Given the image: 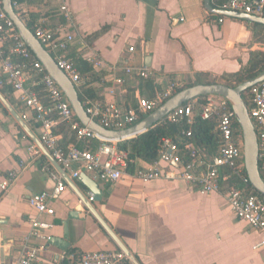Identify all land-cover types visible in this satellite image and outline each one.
<instances>
[{"label": "crops", "instance_id": "0c3cea01", "mask_svg": "<svg viewBox=\"0 0 264 264\" xmlns=\"http://www.w3.org/2000/svg\"><path fill=\"white\" fill-rule=\"evenodd\" d=\"M63 3L76 36L65 55L74 64L85 61L94 74L93 79L80 73L86 83L76 89L78 94L88 89L95 95L83 93L82 104L104 103L106 92L113 91L119 109L134 108L139 97L152 99L197 80L226 83L253 53L264 56L263 25L210 13L205 0H27L28 17L36 19L32 27L64 23ZM221 4L209 0L213 9L220 10ZM128 67L145 68L150 79H129ZM39 95L47 105L45 95ZM22 111L11 89L0 88V184L9 173L17 177L6 192L0 190V264H14L24 246L43 247L33 264L95 251H120L126 257L122 264H264V249L253 248L263 235L233 215L224 197L231 188L226 180L208 194L182 179L143 181L129 175L115 183L93 180L101 200L91 201L88 188L48 157L39 142V125L22 120ZM32 145L41 152L35 161L28 153ZM135 162L130 173L149 166ZM53 174L61 176L65 191L49 201L53 217L39 215L27 199L50 194ZM31 218L53 223L44 234L67 246L61 249L33 236Z\"/></svg>", "mask_w": 264, "mask_h": 264}, {"label": "built area", "instance_id": "2783aa9c", "mask_svg": "<svg viewBox=\"0 0 264 264\" xmlns=\"http://www.w3.org/2000/svg\"><path fill=\"white\" fill-rule=\"evenodd\" d=\"M25 1L13 0L12 2L14 10H17L16 14L24 24L30 20L24 6ZM220 10L264 18V0H222ZM59 12L64 18V23L54 27L35 25L33 35L75 89H79L85 85V78L65 55L76 37L71 32V17L66 3L60 5ZM128 51L132 52L133 47H129ZM97 62L94 61L96 67L100 65V62ZM124 72L131 80L150 79L149 72L145 68L128 67ZM5 86H8L16 95L17 102L23 108L20 118L30 119L39 125L40 144L55 163L70 174L73 180H78L81 174L87 175L91 180L106 183H115L129 175L143 181L182 179L198 186L201 193L208 194L219 190L221 182L227 178L223 171L229 170L250 189L246 177H242V170H244L242 138L234 129V116L228 102L218 96L191 100L170 112L160 121L163 124H175L185 119L190 123L194 115H198L202 120H214L220 140L215 156H208L189 143L186 149L189 152L190 161L183 163L176 145L170 139L164 138L161 141V152L157 159L149 163L147 168L136 167L135 172L130 173L129 167L136 165V162L128 157L127 152L120 150L118 144L121 141L102 140L79 124L66 97L22 41L14 24L5 14L2 0H0V88ZM177 90L171 89L165 93H156L152 99L139 97L136 107L126 110L119 109L114 101L113 91H107V99L104 103L86 100L83 102V107L87 115L102 127L121 130L137 123L139 117L152 113ZM40 92L45 95L47 105L42 102ZM246 99L249 104L248 115L257 138L260 172L264 173V81L251 87L247 91ZM60 124L66 125L74 133L77 142L97 140L96 149L89 151L76 146H71L67 150L60 148L59 136L55 132ZM28 153L33 161L41 156V152L34 145L29 147ZM7 178L0 184L2 192H6L17 179L15 173H9ZM52 178L55 185L50 194L37 193L27 199L28 206L39 215L53 217L54 210L49 206V201L58 199L65 191L61 176L53 174ZM224 197L229 209L238 220L262 233L263 239L253 247L254 250L264 249V201L255 194H246V189L238 188H230ZM89 199L92 201V194ZM29 223L31 234L49 243L50 237L44 232L51 229L53 223L39 218H31ZM42 249L43 247L24 246L14 264L35 263ZM125 259V255L120 251H95L77 255L73 253L55 255L49 264L64 262L68 264H122Z\"/></svg>", "mask_w": 264, "mask_h": 264}, {"label": "water", "instance_id": "95a60500", "mask_svg": "<svg viewBox=\"0 0 264 264\" xmlns=\"http://www.w3.org/2000/svg\"><path fill=\"white\" fill-rule=\"evenodd\" d=\"M12 2L13 0H2V6L5 14L14 24L16 31L20 35L22 41L25 43L31 54L42 65L45 72L49 75V77L54 81V83L59 87L63 95L66 97L76 120L81 126L87 128L102 140L124 141L127 139L135 138L145 133L153 125L163 120L170 112L191 100L203 98L206 96L222 97L228 102L234 116V121L241 133L243 143L242 163L248 185L253 192L261 197H264V179L261 175L259 167L257 138L254 127L248 115V107L243 97L244 93L247 92L251 87L264 81V72L258 77H255L233 87L222 83L195 84L184 87L176 91L161 105H159V107H157L152 113L143 117L134 125L121 130L106 129L102 127L97 121L91 119L87 115L79 98L77 90L64 75V73L56 66L52 57L38 42V40L33 35V32L27 28L24 22H22V20L16 14ZM205 7L210 13L222 17L258 23L264 26V18L254 17L233 11L213 9L209 5V0H205ZM48 157L50 156L48 155ZM50 159L57 166V164L51 157ZM78 180H80L93 195L92 201L99 202L101 200V192L99 191L95 181L91 180L85 174H81ZM73 214V217L78 216L76 213ZM99 221L104 229H106L110 233V235L119 245L118 241L114 238L103 221H101L100 219ZM66 238L67 236L64 235V240ZM49 244L61 249L67 246V243L65 241L54 237L50 238ZM119 247L121 246L119 245ZM121 249L127 255V252L122 247Z\"/></svg>", "mask_w": 264, "mask_h": 264}, {"label": "trees", "instance_id": "16d2710c", "mask_svg": "<svg viewBox=\"0 0 264 264\" xmlns=\"http://www.w3.org/2000/svg\"><path fill=\"white\" fill-rule=\"evenodd\" d=\"M218 8L220 9V5ZM30 16V20L25 23L27 28L33 32L32 25L36 19L32 15ZM75 66L81 74H86L88 75V77L94 79V74L93 72H91L88 64L85 61H78ZM263 71L264 56L259 52H255L251 55L249 64L243 67L238 73L228 77V79H226L225 81L226 83L223 84L233 87L259 76ZM207 83L215 82H205L202 80H197L196 82L190 83L185 87L195 84ZM83 93L87 94L88 97L95 96L91 90L86 89L79 92L80 100H83ZM246 95L247 92L244 93L243 97L247 107L249 108ZM142 118L143 117H139L138 121H140ZM234 129L236 130V132H238L239 128L235 122ZM55 132L56 135L59 136L58 145L63 150H67L71 146H76L80 149L94 151L98 145L97 140H84L81 142H77L74 133L70 131V129L64 124L58 125L55 129ZM164 138L170 139L172 143L176 145L178 154L180 155L183 163H187L190 161L189 152L186 149V145L189 143H192L196 148L202 149L205 154L210 156H215L217 154L220 145V140L216 132L215 121L202 120L198 115H194L192 122L190 123H188L185 119L175 124H163L159 122L149 128L145 133L135 138L121 141L118 145L120 150L127 152L130 159H137L142 160L146 163H152L157 159L161 152V141ZM129 170L132 169L129 168ZM223 174L226 175V183L228 186H231V188L246 189V194H255L262 201H264V197L259 196L251 189H249L238 177L234 176L231 171H223ZM242 177H246L244 170H242Z\"/></svg>", "mask_w": 264, "mask_h": 264}, {"label": "rangeland", "instance_id": "374dc122", "mask_svg": "<svg viewBox=\"0 0 264 264\" xmlns=\"http://www.w3.org/2000/svg\"><path fill=\"white\" fill-rule=\"evenodd\" d=\"M238 134L240 135V137H241V133H240V130L238 129ZM242 138V137H241ZM261 175H262V173H261ZM263 176V175H262Z\"/></svg>", "mask_w": 264, "mask_h": 264}]
</instances>
